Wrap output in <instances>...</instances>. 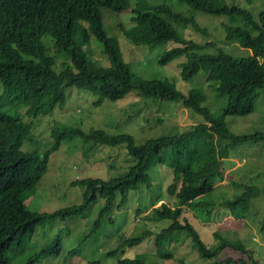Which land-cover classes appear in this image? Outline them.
Wrapping results in <instances>:
<instances>
[{
	"label": "trees",
	"instance_id": "trees-1",
	"mask_svg": "<svg viewBox=\"0 0 264 264\" xmlns=\"http://www.w3.org/2000/svg\"><path fill=\"white\" fill-rule=\"evenodd\" d=\"M191 10L211 15L239 17L248 27L224 24L225 40L235 41L249 48L251 54L235 57L217 49L216 53H199L197 44L178 36L170 22L191 24L205 33L193 17L172 11L164 4L148 5L145 0H0V264H10L9 253L14 252L39 224L54 219L84 216L86 208L98 198L102 206L93 224L110 212L126 208L129 192L139 184L149 185L147 169L156 163H167L172 169V180L165 191L174 197L173 205L161 202L153 206L150 219H168L167 226L153 233L155 255L168 258L164 250L183 230L190 237L198 253L212 258L226 247L241 251L246 258L230 256L211 264H261L251 257L244 246L221 241L210 249L200 240L197 232L179 218L183 205H189L204 194L215 181L222 179L223 158L231 150L248 140L264 139V132L236 134L224 117L246 115L254 110L259 91H264V9L255 17L250 10L226 0H179ZM102 8L114 12L130 9L131 26L120 25L126 38L137 45L154 47L166 41L180 46L164 50L157 58L165 65L179 55L186 60L180 64L183 79L205 72V80L216 90L218 97L226 98L225 107L218 115L203 105L202 88L190 87L182 92L165 78H140L124 61L116 37L103 27ZM95 37L102 52L110 61L102 66L89 56V39ZM73 85L97 94L98 102L123 99L135 90L142 99L175 101L203 118L176 134L152 136L136 143L132 133L110 132L103 127L56 124L51 128L53 140L44 149L23 150L22 143L31 135V124L24 121L23 113L30 118L49 114L66 100V88ZM80 137L91 145L123 143L131 162L124 173L109 178L80 177L71 180L82 184V201L79 204L52 212L31 211L22 201V192L36 183L47 169L50 151L61 141ZM253 187L252 194H257ZM251 194L242 192L232 203L245 202ZM111 221L112 219L109 218ZM264 228V221H263ZM149 230L136 237H122L119 245L107 252L116 258V264H155L139 253L123 256L127 248L134 247L151 236ZM187 237V236H186ZM61 251L60 237L43 246L24 264H33L48 255ZM122 254L118 256V254ZM75 254V248L65 257ZM178 264H185L182 260Z\"/></svg>",
	"mask_w": 264,
	"mask_h": 264
},
{
	"label": "rangeland",
	"instance_id": "rangeland-1",
	"mask_svg": "<svg viewBox=\"0 0 264 264\" xmlns=\"http://www.w3.org/2000/svg\"><path fill=\"white\" fill-rule=\"evenodd\" d=\"M145 1L148 5L164 4L174 12L193 17L198 26L205 29V33L197 31L191 24H170L180 38L199 46L197 52L212 54L222 49L235 57L251 54L249 48L225 40L224 24L248 27L242 18L194 11L179 0ZM226 2L250 10L255 17L264 9V0ZM131 16L129 8L122 12L102 8L103 27L109 35L117 38L122 57L131 71L140 78H165L182 92L190 87L202 88L205 93L203 105L214 115L220 114L226 98L218 97L216 90L205 80L204 71L188 79L180 77V64L186 60L185 55H179L165 65L157 63V58L164 50L181 44L170 40L148 47L134 44L126 38L120 25L130 27ZM88 46L92 61L102 66L110 65L109 58L102 52L101 43L95 37L90 36ZM66 93L63 105L55 107L49 114L30 118L24 110L21 111L24 121L31 124V135L23 141V150L42 151L53 140L50 132L56 124L79 126L82 129L103 127L110 132L127 131L139 143L148 137L179 133L189 125L203 120L179 102L142 99L135 90L127 93L123 99L111 101L104 98L98 103L97 94L73 85L66 88ZM224 121L236 134L264 132V91H259L251 113L226 115ZM89 145L80 137H73L62 140L57 149L50 151L46 171L21 195L22 201L31 211L52 212L79 204L82 201L83 185L73 184L71 180L117 176L124 173L131 162L123 143ZM222 166L223 178L215 181L191 204L183 205L177 220H186L208 248L213 249L221 241H228L235 246H244L253 259L264 264V139L239 144L228 157L223 158ZM147 174L149 185L139 184L137 189L131 190L126 208L106 214L98 225L93 222L102 206L100 198L86 208L84 216L54 219L39 224L14 252L9 253L10 264H24L56 236L60 237V253L45 256L33 264H116V258L109 257L107 252L115 249L122 237H136L145 230H149L152 235L138 245L127 248L123 256L134 257L139 253L146 261L155 264H178L179 260L185 264H211L228 256L246 258L244 253L230 247L221 249L212 258H204L183 230L177 232L173 240L164 246L170 257L158 258L154 253L156 246L153 233L167 226L170 221L149 217H153V206L161 202L173 205L174 197L165 191L166 185L172 180V169L167 163H156L147 169ZM254 186L258 191L256 195L252 194ZM245 191L251 197L245 202L232 203ZM73 248L75 254L65 260Z\"/></svg>",
	"mask_w": 264,
	"mask_h": 264
}]
</instances>
